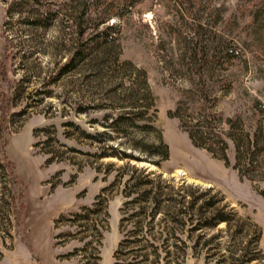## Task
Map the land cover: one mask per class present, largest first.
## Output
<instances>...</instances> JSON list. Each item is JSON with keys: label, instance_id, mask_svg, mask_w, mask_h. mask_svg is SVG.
I'll list each match as a JSON object with an SVG mask.
<instances>
[{"label": "rangeland", "instance_id": "obj_1", "mask_svg": "<svg viewBox=\"0 0 264 264\" xmlns=\"http://www.w3.org/2000/svg\"><path fill=\"white\" fill-rule=\"evenodd\" d=\"M49 10L46 25L32 23ZM100 32L106 46L76 54ZM4 57L0 264H135L130 245L114 257L125 237L167 239L182 264H213L234 227L194 225L216 191L245 229H260L251 264H264V0H0ZM129 109L143 113L109 127ZM200 109L228 164L189 138ZM108 146L129 157H99ZM132 167L137 179L159 175L174 198L197 197L192 222L176 226V208H164L141 232L136 218L120 226L142 201L125 196ZM212 246L220 252L206 257Z\"/></svg>", "mask_w": 264, "mask_h": 264}, {"label": "trees", "instance_id": "obj_2", "mask_svg": "<svg viewBox=\"0 0 264 264\" xmlns=\"http://www.w3.org/2000/svg\"><path fill=\"white\" fill-rule=\"evenodd\" d=\"M53 16L54 15L52 14V11L49 10L45 13V15H43L42 18L32 20V23L46 25L47 21L52 20ZM105 40V32L96 33L89 38L87 43L82 47V49L78 50L76 54L80 55L83 54V52L87 54L95 53L100 48L106 46ZM5 48L7 50V46ZM5 59L6 57H4L2 62L0 63V74L2 76V79L4 81H7V73L4 69ZM70 62L71 61H69L68 64ZM10 88V96L12 100L14 96L17 95L19 90L15 89L16 87ZM8 102L9 99L2 107V117H0L1 131L3 130V128H7V121L4 117V112L9 109L8 104H10V102ZM134 108L138 107H133V109ZM131 109L128 110L129 112L120 114L114 120L113 124L109 125V127L115 129V131L117 132V124L130 121L132 120V116H137V114L143 113L140 111L134 113ZM140 126L145 127L144 125ZM195 126V129L187 130L189 138L192 140L194 145L205 148L214 156L218 155L216 154L213 147L214 142H219L222 145L221 150H226L227 145L225 140L220 136L221 134L218 135V133H215L217 128H215V126H213L212 123L208 121L207 114H205L201 109L198 111V122ZM163 148V155L161 159H166L168 157L166 145H164ZM221 154L222 155H218L217 157L222 159L225 164H228V159L225 153ZM107 156H116L119 159L129 157V155H127L126 153H119L110 146L106 148L103 147L99 155V157ZM246 164H249V167L251 168L252 161L251 163L249 161V163ZM234 167L237 168V165ZM131 171L132 175H130L126 180V186H128L129 192H127L125 196L129 198V196L132 195L136 190L141 191L142 196H139H141L142 201L139 202V200L137 199L138 197H135L127 200L124 203V207L134 205L137 202H139V204L141 205L139 207V210L135 213L129 215L128 217L122 216V218L120 219V226H122L124 222H131V220L136 218V221H133L135 222V230L131 232H141L145 225L146 218H149L150 223L155 215L159 212H164L163 215L167 216L164 208H167V211L168 209L171 211V208H176V214L173 217H170L174 225H182L187 221L192 222V215H190L189 211L193 210L194 206L196 205L197 197H192V199L187 202L185 200V196L183 195V193H181L179 194V198H174L171 194V187L169 185H166L164 181L159 180V175H157L155 179H152L150 177V174H143L144 171H141L140 174H138L139 176H141V179H137L138 177H134L133 174L136 173L137 170L132 167ZM240 177L243 178V174L240 173ZM165 189H168L170 192L164 193ZM205 192L203 193V196L207 193L213 192V188H208ZM213 193L214 194L211 197L206 199H201L200 196L198 197L199 200L201 199V203L198 207L199 223L195 224L194 227H197L198 229H206L210 227H216L218 224L224 223L227 232H229L232 226L234 227V231L230 233V236L232 237V243L226 247L225 253L220 254L218 256V260L213 264H251L253 261L259 260L260 256H262L261 251L258 248V242L261 236L260 229L256 226H254L255 230L253 231L245 229L244 227L246 226V223L244 222V219L239 217L237 213L232 209L226 211L227 205H221L224 197L218 191ZM262 195H264V192L262 193ZM163 203L166 205H162ZM121 211L123 214V209ZM176 230L177 229L175 228L174 232ZM177 240L178 239H175L172 243V246H175V249H178V247L174 245ZM208 242L203 241L202 245L206 246ZM243 242L245 243L243 244ZM129 245L131 246V249H128V253H130L133 256L134 260H136L135 264H180V262L182 264L184 260L183 256H177V254L173 255L172 252L169 251V241L167 239H127L126 237L119 243V247L115 252L114 257L116 260H118L120 255L124 256L126 254L124 250L129 248ZM195 245L196 243L194 244V246ZM213 248L216 252L212 254L208 253L206 257L211 258L213 255H217L220 252V250L217 251L218 246ZM162 252L163 256L161 255ZM114 264H118L117 261Z\"/></svg>", "mask_w": 264, "mask_h": 264}, {"label": "bare ground", "instance_id": "obj_3", "mask_svg": "<svg viewBox=\"0 0 264 264\" xmlns=\"http://www.w3.org/2000/svg\"><path fill=\"white\" fill-rule=\"evenodd\" d=\"M178 172H180L179 170H177ZM182 172V171H181Z\"/></svg>", "mask_w": 264, "mask_h": 264}]
</instances>
